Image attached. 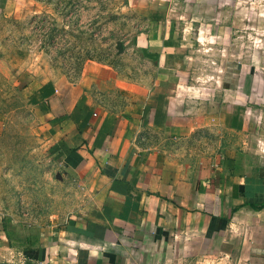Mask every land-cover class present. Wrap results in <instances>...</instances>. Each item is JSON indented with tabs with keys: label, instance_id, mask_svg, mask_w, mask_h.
<instances>
[{
	"label": "crops",
	"instance_id": "crops-1",
	"mask_svg": "<svg viewBox=\"0 0 264 264\" xmlns=\"http://www.w3.org/2000/svg\"><path fill=\"white\" fill-rule=\"evenodd\" d=\"M256 1L133 0L143 22L125 51L142 65L113 107L86 109L80 124L54 90L51 118L70 115L54 127L66 175L85 196L51 237L30 240L19 264H264ZM200 51L212 53L210 74L190 71Z\"/></svg>",
	"mask_w": 264,
	"mask_h": 264
},
{
	"label": "rangeland",
	"instance_id": "rangeland-1",
	"mask_svg": "<svg viewBox=\"0 0 264 264\" xmlns=\"http://www.w3.org/2000/svg\"><path fill=\"white\" fill-rule=\"evenodd\" d=\"M133 4L0 0V264H19L31 239L51 237L82 206L84 188L66 175L64 138L54 130L70 115L50 116L54 90L56 105L77 109L80 124L86 109L113 107L133 64L142 65L125 51L143 22ZM255 6L264 14V0ZM250 21L258 44L251 54L262 60L253 70L264 74V15ZM196 39L191 31L184 42ZM195 54L190 71L210 74L212 53Z\"/></svg>",
	"mask_w": 264,
	"mask_h": 264
},
{
	"label": "trees",
	"instance_id": "trees-1",
	"mask_svg": "<svg viewBox=\"0 0 264 264\" xmlns=\"http://www.w3.org/2000/svg\"><path fill=\"white\" fill-rule=\"evenodd\" d=\"M260 206H261V207L264 206V202H262V203L260 204Z\"/></svg>",
	"mask_w": 264,
	"mask_h": 264
}]
</instances>
